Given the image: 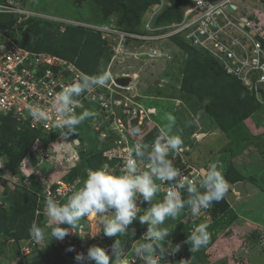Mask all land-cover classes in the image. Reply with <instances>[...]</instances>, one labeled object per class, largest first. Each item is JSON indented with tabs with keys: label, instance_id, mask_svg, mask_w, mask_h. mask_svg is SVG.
<instances>
[{
	"label": "rangeland",
	"instance_id": "1",
	"mask_svg": "<svg viewBox=\"0 0 264 264\" xmlns=\"http://www.w3.org/2000/svg\"><path fill=\"white\" fill-rule=\"evenodd\" d=\"M19 1L21 6L27 7L30 12L35 14L34 19H38L25 21V23L28 22L27 30L25 23L23 24V32L20 37L30 47H35L33 44L38 45L40 41L49 47L56 48V50L62 49V47L68 49L75 47V42L73 43L67 35L69 29L79 27L96 32L97 34H95L100 37L94 39L96 41L94 46L88 45L90 40L87 41V37H84L79 41L82 45L78 47H87L86 55L91 53L97 56L100 51H103L99 56L100 64L97 72L99 74L101 72L108 73L109 79L106 84H109L110 78L121 74H127L134 79L131 87L138 98L133 100L146 107L145 110H156L155 113L151 112L149 118H146L147 126L143 135L146 133L151 135L153 132L156 134V131H160L161 128L169 130L170 134H180L184 140L183 147L187 151L183 155V160H185V164L191 166L188 169L190 174H194L195 169L198 172L201 169L206 171L209 162L215 161L218 162L224 177L226 169L232 168L230 170L232 174L240 176L241 181L245 183L248 196L239 198L233 191L232 185L235 183L228 182V190L217 202L224 204V207L220 206L221 213L213 215L211 209H202L200 217L193 219L190 211L187 212L186 218L189 224L186 225V228L184 227L187 229L185 234L191 233L188 230H192L194 224L204 222L208 225L207 231L210 236L207 246L201 248L200 259L202 260L196 264H264V241H261V237H264V109L258 111L257 117L254 115L249 118H241L236 115L234 128L231 127V123H226L227 126L224 124L222 130L216 122L215 116L209 114L204 108L205 104L210 102L209 98L200 102L198 96L182 91L186 72L195 71L201 75L197 78L202 79L209 75L211 78L212 70L197 69V65L191 62L194 59L193 56L186 51L187 46L182 47L178 43L179 41H176L179 37L148 45L136 38L124 37V39L120 34L125 32L136 36L137 33L151 28L155 31L154 35L162 32L159 28H165L178 21L175 8L179 0ZM238 4L242 10L244 3L240 1ZM188 6L187 4L183 8L184 11ZM246 6L250 8L244 7V13H250L251 19L255 22L251 25L257 28L261 27V33L264 35V16L261 23L254 17L257 14L264 15V5L251 1L250 4L246 3ZM166 12L168 15L165 14L166 17H164L163 13ZM182 13L184 14V12ZM132 15H135L136 18L134 17V19ZM162 15L163 17H161ZM0 19V26L5 28H11L16 21L15 16H0ZM51 21L56 23L52 24ZM126 28L131 30H125ZM24 32L25 34H23ZM142 47L157 49L162 53V56L136 55L143 51ZM67 54L65 51L64 55L67 56ZM60 57L67 59L63 56ZM92 59L87 58L86 61H92ZM74 64L78 67L76 61ZM158 80L161 83L155 85ZM26 117L29 115L26 114ZM169 117L173 119H169ZM239 119L241 121H238ZM228 120L232 122L231 117ZM16 122L6 123V127L0 130V158L4 160L3 167H0V173L9 179V187L17 190L18 193L15 197L16 201L14 200V206L12 208L10 206V209L8 204L0 198V212L12 210L9 214L5 213L8 221L1 218L0 222V264H78L75 256L78 253L87 254V250L75 243V235L80 231L81 223L73 229L76 233L69 234L62 241L56 240L50 235L51 226L45 227L43 214L44 200L46 197H50V191L55 190V188L50 190L51 184L54 182L53 174L50 172L53 171L59 175L60 168L63 169L62 166L68 165L65 162L68 157L64 154L60 156L62 161L55 167L54 164H51V157L50 159L42 157L39 153L38 149H42V143L31 152L30 147L36 134L31 131L22 133L21 130L19 132V123ZM125 124L127 125V122ZM239 126L241 131L238 129ZM93 128L90 121L86 125L82 123L76 132L84 146L88 147L87 154L96 157L100 153L96 154L97 147L102 143ZM50 148L54 155L59 154L54 147ZM80 148L76 149L78 155L83 151V148L81 150ZM83 152L85 155V151ZM26 156L31 161L27 162ZM17 166L21 168L15 169L14 167ZM66 172L67 170L64 173ZM79 175L81 178H85L83 174ZM203 175H206V172L202 173ZM32 176L36 178L31 179ZM83 179L80 183L83 182ZM69 184L72 183L66 185L69 186ZM58 188L61 189L60 186ZM28 190L33 195L37 194V198ZM2 191L0 188V194ZM55 192L53 198L58 196ZM158 199L161 201V198ZM66 200L64 198L62 202ZM143 211L140 209L139 214H143ZM87 218L89 219L87 233L90 238L91 233L96 232L101 226L99 217L89 216ZM33 221L41 227H45L47 238L39 243L32 238L18 241V237L29 232ZM161 227L166 226L164 224ZM131 229H135V236H131L130 231L128 237L122 238L128 249L130 264H144L139 258L134 257V248L136 247L135 241H138L146 232L147 225H141L137 219L130 226ZM172 236L173 234H170V238ZM176 236H178L177 233ZM91 244L99 246L97 243ZM102 245V248L106 247L104 244ZM75 246H78V249ZM69 247H74L75 251H67ZM187 250L186 244L181 245L179 252L168 256L164 264L169 262L180 264L181 261H185L184 253L187 254ZM85 264L88 262L86 261ZM185 264H187L186 261Z\"/></svg>",
	"mask_w": 264,
	"mask_h": 264
},
{
	"label": "built area",
	"instance_id": "2",
	"mask_svg": "<svg viewBox=\"0 0 264 264\" xmlns=\"http://www.w3.org/2000/svg\"><path fill=\"white\" fill-rule=\"evenodd\" d=\"M190 5L184 11L180 21L167 27L159 28L162 32L154 35L153 28L143 30L136 36L120 33L123 38H136L144 41L148 45L153 42L179 37L191 47H194L212 57L223 71L240 81L258 98L264 96V46L256 35L264 38L261 27H252L249 23L250 17L240 10V6L235 4V0H189ZM263 1V0H250ZM233 7V12L228 8ZM243 7V6H242ZM244 8V7H243ZM0 16H15V24L11 27L0 26V124L2 118L15 119L21 129L23 126L38 132L40 136L34 141L32 147L37 149L42 143V149H38L42 157L52 158L54 147L59 154L68 156L65 144L76 146L79 141L75 136L77 126L74 131L69 132L66 128L58 127L61 118L51 112L47 122L36 121L30 115V107L41 105L48 107L56 93L63 87L72 84L83 75H89L82 69L75 66L74 62L64 59L59 55L44 51L30 49L23 43L18 32L25 21L34 19L35 14L28 8L20 5L19 0H2L0 2ZM38 16V15H36ZM45 18L46 16H42ZM117 32V31H116ZM125 39V38H124ZM141 52L136 55L154 57L162 56V53L151 47H142ZM135 55V53H134ZM121 74L110 78L109 84L103 87H96L81 94L78 97V104L73 108V114L78 115L84 110L94 113L89 118V122L94 123L97 118H101L96 128H100L104 123H112L116 145L122 150L126 149V156L123 162L129 158L132 148L137 142L143 143V135L146 128L147 114L150 109L145 110L143 106L135 102L132 96V87L129 85L127 92L118 91L116 79L124 77ZM91 76V75H89ZM112 76V75H111ZM124 89V88H121ZM127 94V95H126ZM28 114L29 117L25 118ZM125 116L128 124L126 125ZM147 116V117H146ZM136 127L140 129V135H131L129 129ZM142 135V136H141ZM151 144V143H148ZM34 151V150H33ZM170 154L169 159L175 167L180 169L181 176H188L187 171L191 168L185 164L183 155ZM115 154V151H109ZM106 153L105 155H107ZM65 157V158H66ZM141 170H147L146 164L140 161ZM195 172V171H194ZM201 172L192 174L193 179L199 180ZM168 185H165V194ZM51 195V193L49 192ZM96 232H102L97 230ZM83 231L78 234L81 243L76 241V245L88 250L91 245L89 241L82 237ZM111 237L110 240H114ZM78 249V246H75Z\"/></svg>",
	"mask_w": 264,
	"mask_h": 264
},
{
	"label": "clouds",
	"instance_id": "3",
	"mask_svg": "<svg viewBox=\"0 0 264 264\" xmlns=\"http://www.w3.org/2000/svg\"><path fill=\"white\" fill-rule=\"evenodd\" d=\"M108 79L107 72L94 76L85 74L56 93L48 107L31 106L30 115L36 121L47 122L50 119L49 114L55 112L61 118L57 126L66 128L69 132L74 131L76 126L79 128L82 123L88 124V118L94 115L89 110H84L78 115L73 114V108L78 104L77 98L90 89L105 86ZM129 85L131 84L127 86ZM86 119L88 120L85 121ZM129 132L134 136L140 135V129L136 127L129 129ZM74 137L79 143L76 146L68 144L75 151L83 141L77 132ZM183 145L184 140L180 134H170L169 130L161 128L159 135L151 144L143 141L134 145L131 150L134 154H130L119 171L108 164L95 170L88 169L83 182L77 180L80 187L69 189L70 195L66 202H61L62 193H59L60 199L46 197L43 214L45 227L51 226V237L62 241L69 234L76 233L73 229L83 218L97 216L101 226L99 230L106 237H115L114 242L110 248L105 249L92 246L89 241L91 246L87 254L78 253L75 260L78 264H85L86 261L88 264H130L128 249L122 238L128 237L130 231L131 236H135V229L130 230V226L138 219L141 225H147V230L138 241H135L134 257L139 258L144 264H164L168 256L179 252L180 246H172L168 228L161 225H164L166 220H176L185 209L190 211L193 219H198L201 210L210 208L214 202H219L229 187L218 162L215 161L209 162L206 175L202 176L204 169L200 170L199 180L181 176L180 169L173 165L169 156L182 153ZM30 151H33V147ZM140 161L145 162L147 170H141ZM3 165L4 160L0 158V167ZM0 175L2 179H8L3 173ZM164 182H168L166 194L161 201L153 203V198L161 191ZM54 185H51L50 190ZM0 188L3 190L1 198L6 188L2 186ZM143 204L147 207H143V214H139ZM45 227L33 221L29 228V236L37 243L42 242L47 238ZM207 228L208 225L201 222L187 235L185 243L190 246L191 251L207 246L210 239ZM67 251L73 252L75 249L69 247ZM180 264H185V261H181Z\"/></svg>",
	"mask_w": 264,
	"mask_h": 264
},
{
	"label": "trees",
	"instance_id": "4",
	"mask_svg": "<svg viewBox=\"0 0 264 264\" xmlns=\"http://www.w3.org/2000/svg\"><path fill=\"white\" fill-rule=\"evenodd\" d=\"M213 2L219 1V0H211ZM190 5V1L189 0H179V3L177 5V7L175 8V10L177 11L178 14V21L181 20L183 13L184 12V7H186V5ZM183 10V11H182ZM164 15H168V13H163ZM166 15L164 17H166ZM133 18L135 17V15H132ZM5 17V16H3ZM9 17H13V16H9ZM163 17V15L161 16ZM136 18V17H135ZM134 18V19H135ZM1 20V19H0ZM31 20H38V19H31ZM127 21V19H126ZM1 23V21H0ZM52 24H55L56 22H52ZM30 24V21H29ZM26 26V30L28 28V22H26L24 24ZM23 25V26H24ZM10 28V27H8ZM70 28V27H68ZM130 28V27H127ZM125 29V30H131V29ZM85 31H87L88 33H86ZM23 32V31H21ZM26 32V31H25ZM25 32L23 34H25ZM96 33V32H95ZM94 33V31L90 30V29H80L79 27H73V29H69L68 37L72 39L73 43L75 42V47L72 48H66V47H62V49H57L54 47H49L47 45H45V43L43 44V42L38 43V45L33 44L35 47H30L26 42L23 41V43L25 45H27L30 49L36 50V51H44V52H48V53H52L55 55H59V56H63L65 58H67L70 61H76L78 67L80 69H82L85 73L94 76V75H99V72H97V68L98 65L100 64V54L103 53V51H100V54H97V56H95V54H87L86 55V48L87 47H78L81 46L82 44H80L79 41H81L84 37H87V41H89L90 43L88 45H92L94 46V43L96 42L94 39L99 38V35H96ZM22 33L18 32V35L21 36ZM93 37V38H91ZM256 38L258 40H260L264 46V38L261 36H256ZM21 40L22 37H21ZM179 41L178 43L180 45H182V47L184 45H186L187 49L186 51L189 53V55L193 56V60L191 62H193L194 65H197V69H201L202 71L204 69H210L212 70L211 72V79L209 76H206L202 79L197 78V76H201L198 75L195 71H191L192 73H187L186 72V76H185V81L182 83V91L188 94H193L195 96H198L200 99H198L200 102H203V100L205 98H209L210 102L206 103L204 108L205 110L215 116V119L217 120L216 122H218V125L222 128H224V124L225 126H227L226 123H231V127L234 128V121L236 120V115L237 117H252V116H256L259 115L258 111L260 109H264V96H262V98H258L256 94H253L251 91L248 90V88H246L239 80H237L236 78H234L233 76H229L227 74H225V72L223 71V68L212 58L210 57L207 53H204L194 47H191L189 44H187L184 40L178 38ZM99 50V49H98ZM67 51V56L64 55V52ZM87 58H93L92 61H86ZM97 58V59H96ZM97 61V62H96ZM189 71V70H188ZM203 74H205V72H203ZM203 76V75H202ZM214 76V77H213ZM231 117V121H229L228 119ZM14 121H16L15 119L12 118H2L1 119V124H0V130L4 129L6 126V123H14ZM238 121H241L240 119ZM17 123V122H16ZM238 129L241 131L240 126L238 127ZM22 133H28L29 131L34 132L36 134V138L35 140L40 136V134L38 132H35L33 130H31L30 128L23 126L19 132ZM153 132V131H152ZM155 132L151 133V135L146 136V138L143 140L146 144L148 143H152L154 141V139L159 135V131H156V134H154ZM78 135V134H77ZM34 140V141H35ZM34 141L31 144V147L34 143ZM30 147V148H31ZM105 145L100 144L97 147V153L99 152H103L105 150ZM82 159L85 158L84 152L81 151L80 152ZM94 154V155H96ZM24 160V159H23ZM86 163L88 166L92 167L93 169H98L102 166V162L103 159L101 157V154H98V156H91L89 158H86ZM106 161V159H105ZM104 161V162H105ZM20 163V162H19ZM84 165L82 163H79L76 165V167L73 169V171L70 173V175L65 178V181H67L68 183H72L75 181V178L77 176H80L79 174H83V177H85L86 175V171L83 169ZM15 169L19 170L20 166L14 167ZM232 168H227L226 169V173H225V179L230 182V183H236L238 181H241L240 176H236L234 174H232V171H230ZM2 177L0 176V179ZM36 178L35 176H32L31 179ZM83 179V178H82ZM3 182V181H2ZM2 185V184H1ZM3 186V185H2ZM16 186V185H15ZM18 187V186H17ZM13 192L9 193V198L11 200V203H7L10 209L14 206V200L16 201L15 197L17 196V190L12 189ZM28 192L32 193L31 191L28 190ZM33 195V193H32ZM36 195V194H34ZM33 195V196H34ZM37 198V195L35 196ZM162 197V193L159 192L156 195V198H161ZM68 197L65 198V200ZM64 199V198H63ZM66 202V201H65ZM158 202V199H154L153 203ZM220 206L224 207V204H220L215 202V204H212V206L209 208L212 211V214H218L221 213L222 210L220 208ZM142 207H147L146 204H143ZM216 207H218L219 209H215ZM142 211L144 210V208H141ZM12 211V210H11ZM11 211L9 210H5V212H0V222H1V218L5 219L6 222L7 217L5 215V213L9 214ZM189 210L185 209L181 215L176 219V220H166L165 221V226L168 228L169 233L173 234V236L169 239L171 240V243L174 244L176 243L177 245L181 246L183 245V243H185V240L187 239V233L186 230L184 229V227L186 228V225L189 224V221L184 222L186 218V214ZM210 211V212H211ZM4 214V216H2ZM27 222V221H26ZM140 226V225H139ZM195 226V224L193 225V227ZM48 227V226H47ZM64 227H68V226H64ZM25 228V227H24ZM23 228V229H24ZM188 232H191V230ZM176 233L178 234V236H176ZM31 237L29 236V232L24 233V235L22 237H18V241H21L22 239L27 240L30 239ZM186 244V247H188L187 250V254L185 256V261L187 262V264H196L198 263L201 257V249L197 250V251H191L190 250V246ZM99 246H103L102 244H100ZM213 246V245H212ZM211 247V246H210ZM215 251V250H214ZM214 253V252H212ZM209 256V255H208ZM204 258V257H203ZM193 259H194V263H193Z\"/></svg>",
	"mask_w": 264,
	"mask_h": 264
},
{
	"label": "bare ground",
	"instance_id": "5",
	"mask_svg": "<svg viewBox=\"0 0 264 264\" xmlns=\"http://www.w3.org/2000/svg\"><path fill=\"white\" fill-rule=\"evenodd\" d=\"M240 1H242L244 4H243V7H247L246 6V3H249L250 4V0H235L234 1V3L235 4H238V2H240ZM250 1V2H249ZM252 2H254V3H256V4H259V5H264V0L263 1H260V2H257V1H252ZM239 5V4H238ZM247 8H250V7H247ZM243 13H244V10H243ZM245 14V13H244ZM246 15H249V17H250V20H249V23H250V25L253 23V24H255V22L251 19L252 18V15H250V13H247ZM264 15H259V14H257L256 16H254V17H256V21H259V23H261V20H262V17H263ZM257 19H259V20H257ZM251 20H252V22H251ZM260 25V24H259ZM252 26V25H251ZM253 27V26H252ZM257 36V35H256ZM127 77H130L131 79H132V81L130 82V84L133 82V78L131 77V76H128V75H126ZM116 85L119 87L118 88V91H124V92H127V90H126V88H127V86H122V85H120V84H118L117 82H116ZM130 86H132V84L130 85ZM121 88H124V89H121ZM128 90H130L129 88H127ZM123 92V93H124ZM132 96H133V98H136L137 97V95H136V93H134V89L132 88ZM151 110V112H153V113H155V109H150ZM151 112H150V114H151ZM150 114H148V115H150ZM125 120H127L126 122H127V124H128V119H127V117L125 116ZM100 122H102V119L101 118H97L96 120H95V122L94 123H92L93 124V126H94V131L97 133V135L100 137V139H101V143L103 144V145H105L106 147H105V150L103 151V152H100L99 154H101V157H102V159H103V162H102V165H104V164H108L109 166H111L112 168H114V169H116L117 171H119L120 170V167L122 166V164H121V162H122V160H123V155L124 156H126V152H124V151H127L126 149H124V150H122L121 148H118L117 147V145H116V140H117V138H115V136H114V132L112 131V123L109 121V122H107V123H104L103 124V126L102 127H100V128H96V126L100 123ZM109 151H115V154H110L109 153ZM106 153H108L107 155H105ZM85 154H87V152H85ZM87 155H89V156H87V157H85V158H89V157H91L90 156V154H87ZM60 156H63V154H61L60 153V155L59 154H55V155H53L52 156V158H51V161H55L57 164L58 163H61V161H62V159H60ZM26 158H28L27 156H26ZM64 158V157H63ZM84 158V159H85ZM68 159H70V160H73V161H75V162H77L76 163V165L77 164H79V163H84V162H82V160H84V159H82V157H81V154L79 153V155L77 154V150H75L74 152H73V154L72 155H70L68 158H66V161L65 162H68L67 160ZM105 159H106V161H105ZM105 161V162H104ZM143 163H145L144 161H142V164ZM76 165L73 167V168H69L68 170H67V172L65 173V177H64V180H59L58 182H55L56 184L54 185V188H55V190L54 191H56L55 193H56V195H58V196H56V198L58 199V198H61V196L59 195V193H62V199H61V201L63 200V198H66V197H68L69 195H70V191H69V189L70 188H79L80 187V184L79 183H77V180L79 179V181H81L82 180V178L80 177V176H77L76 178H75V181L74 182H72V184H69V186H67L66 184L68 183L67 181H65V178H67L69 175H70V173L73 171V169L76 167ZM85 165H86V167H84L83 169L87 172V170L88 169H93L92 167H90V166H88L87 165V163H85ZM62 167H64V166H62ZM93 170H95V169H93ZM195 172H197L198 170H194ZM187 173V175L189 176V177H192V174H190L188 171L186 172ZM159 183V182H158ZM238 183V182H237ZM244 183V182H243ZM236 184V183H235ZM235 184H233L232 185V187H233V191H234V193L235 194H237L238 195V197L239 198H245V197H247V196H245V197H241L240 196V193L239 192H235V190H234V185ZM245 184V183H244ZM165 185H168V182H164V184L162 185V188H161V193H162V197H161V200L163 199V197H164V195H165ZM61 187V189H59L58 187ZM54 191H51L50 193H51V195L52 196H50V197H52L53 198V193H54ZM248 194V193H247ZM37 195V194H36ZM154 199H158V198H156V196L153 198V200ZM158 201H160L159 199H158ZM92 218H95V216H91ZM88 218L87 217H85V218H83L82 220H81V225L79 226V228H80V230H82L83 231V233H82V237H84V239L85 240H87V241H90L91 243H97V244H104L106 247V249H108V248H110V245L114 242V240H110V238L109 237H106V236H104L103 234H102V232H96V234H95V236H93V235H91L90 236V238H89V235H88V233L86 232V229H87V222H88ZM184 222H187V219H185L184 220ZM75 231V230H74ZM75 238H76V241H80L81 240V237H80V235L78 234V232H77V234L75 235ZM261 241H264V237H261ZM182 244L183 245H185V243H183L182 242ZM177 246V244L176 243H174L173 244V247H176ZM99 247H101V246H99ZM103 247V246H102ZM184 255H186L185 253H184Z\"/></svg>",
	"mask_w": 264,
	"mask_h": 264
},
{
	"label": "crops",
	"instance_id": "6",
	"mask_svg": "<svg viewBox=\"0 0 264 264\" xmlns=\"http://www.w3.org/2000/svg\"><path fill=\"white\" fill-rule=\"evenodd\" d=\"M79 147H81L80 148V150L83 148V151H85V152H89V149H88V147H85L84 146V144H83V142H82V144L79 146ZM85 148V149H84ZM87 156H89V155H87V154H85V157H87ZM25 160L28 162V161H31V159L30 158H25ZM68 162H66L68 165L67 166H64L63 167V169L62 168H60V170H59V175H56L53 171H51L50 173L51 174H53V181L54 182H52V184L51 185H53V184H56L55 182L57 181H59L60 179L61 180H64V177H65V171L66 170H68L69 168H73L75 165H76V163L77 162H75V161H73V160H70V159H68L67 160ZM52 163L51 164H54L55 165V167L57 166V163L55 162V161H51ZM82 162H84V163H82L83 165H84V167H86V165H85V163L87 162L86 161V158L84 159V160H82ZM54 167V168H55ZM83 167V168H84ZM31 175V174H30ZM1 176V175H0ZM20 177V176H19ZM3 181V182H2ZM60 182V181H59ZM3 186H2V185ZM17 185V184H16ZM0 186H2V187H5L6 189H5V191H4V195L1 197L6 203H11V200H10V198H9V193H12L13 192V190L9 187V185H8V181H7V179L6 180H4V179H0ZM62 202V201H61ZM92 235H95L96 234V232H93V233H91Z\"/></svg>",
	"mask_w": 264,
	"mask_h": 264
},
{
	"label": "water",
	"instance_id": "7",
	"mask_svg": "<svg viewBox=\"0 0 264 264\" xmlns=\"http://www.w3.org/2000/svg\"><path fill=\"white\" fill-rule=\"evenodd\" d=\"M0 2H2V0H0ZM228 10H229V12H233L234 8L230 7V8H228ZM20 31H23V27L20 29ZM131 81H132V79L130 77H121V78H118L116 80V82L122 86H127ZM159 83H161L160 80L156 81L155 85H158ZM65 149H66V152L68 155H72L74 152L73 148L68 143L65 144ZM205 172H206L205 170H202L203 174ZM234 190H235V192H239L241 197H245L248 195L246 188H245V184L242 181H240L234 185Z\"/></svg>",
	"mask_w": 264,
	"mask_h": 264
}]
</instances>
